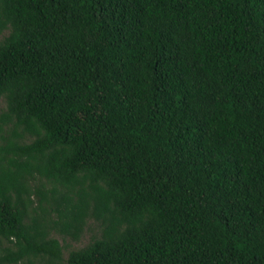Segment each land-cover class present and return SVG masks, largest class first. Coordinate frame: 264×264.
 <instances>
[{"label": "trees", "instance_id": "trees-1", "mask_svg": "<svg viewBox=\"0 0 264 264\" xmlns=\"http://www.w3.org/2000/svg\"><path fill=\"white\" fill-rule=\"evenodd\" d=\"M0 98V264H264V0H0Z\"/></svg>", "mask_w": 264, "mask_h": 264}, {"label": "rangeland", "instance_id": "rangeland-1", "mask_svg": "<svg viewBox=\"0 0 264 264\" xmlns=\"http://www.w3.org/2000/svg\"><path fill=\"white\" fill-rule=\"evenodd\" d=\"M6 106L4 98H0V109ZM100 234V225L94 221L90 220L81 237L78 240H74L70 237L63 236L58 232H54L53 236L59 239L62 245H64L63 255L67 257L69 251L74 248L82 247L86 245L93 237H96ZM19 264H47L44 261L32 258L31 260H25Z\"/></svg>", "mask_w": 264, "mask_h": 264}]
</instances>
